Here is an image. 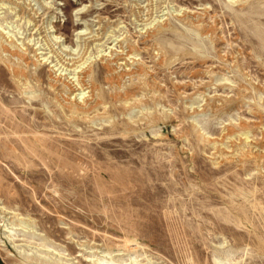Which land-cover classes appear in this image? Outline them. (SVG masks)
Returning <instances> with one entry per match:
<instances>
[{"label":"rangeland","instance_id":"374dc122","mask_svg":"<svg viewBox=\"0 0 264 264\" xmlns=\"http://www.w3.org/2000/svg\"><path fill=\"white\" fill-rule=\"evenodd\" d=\"M21 1L34 22L0 5L28 60L0 67V264H264V0ZM118 56L137 77L56 102L50 70Z\"/></svg>","mask_w":264,"mask_h":264},{"label":"bare ground","instance_id":"6f19581e","mask_svg":"<svg viewBox=\"0 0 264 264\" xmlns=\"http://www.w3.org/2000/svg\"><path fill=\"white\" fill-rule=\"evenodd\" d=\"M5 4H9L14 6L15 9L19 11L21 15V19L28 18L29 22H34L35 12H33L30 3L27 4L21 0H0V5L3 6ZM57 39V37H56ZM98 40V36H93L92 39L89 40V43H93ZM87 44V43H86ZM90 45V44H89ZM88 47V45H87ZM81 60H75L74 63H70V66L74 65V68L80 67L78 71V76H76L75 81L69 80L64 81L61 79L60 75L57 76L55 72L50 70L48 75V83L49 86L53 89L60 88V91L57 92L56 102L62 106L66 107L70 110L79 111L82 113L89 112L96 106V100L93 96V89L91 86L90 77L91 75H95V78L103 80V82L107 85L112 86L114 83L125 77H137L136 73H131L128 71L120 70V64H118L119 56L116 58H103L101 60V66H99L96 73H94V68L85 65ZM27 54L25 50H22L13 40H9L4 37L0 33V67L8 68L14 77H18L22 73L20 72L21 65H27ZM79 63V64H78ZM65 64V63H64ZM69 63H66L67 65ZM78 65V66H77ZM68 66V65H67ZM82 66V67H81ZM35 75V74H34ZM41 74L38 73L35 76V79L40 80ZM76 82V83H74ZM81 90H88V95L85 99L78 100L73 98L64 97L62 95L63 91H67L69 93H74ZM28 149V148H27ZM31 149H28L27 152L30 153Z\"/></svg>","mask_w":264,"mask_h":264}]
</instances>
